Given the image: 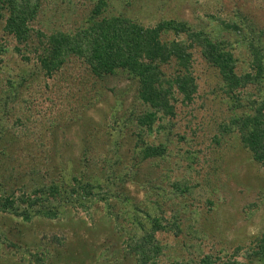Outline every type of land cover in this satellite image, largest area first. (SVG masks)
I'll return each mask as SVG.
<instances>
[{
  "label": "trees",
  "instance_id": "trees-1",
  "mask_svg": "<svg viewBox=\"0 0 264 264\" xmlns=\"http://www.w3.org/2000/svg\"><path fill=\"white\" fill-rule=\"evenodd\" d=\"M48 2L0 0V15L6 18L2 26L4 34L16 40L17 52L25 62L35 61L29 63L34 69L9 75L2 73L4 69L0 65V83L6 80L0 90V211L26 220L34 216L54 219L68 208L73 213L81 209L92 214L90 208L102 199L106 200L108 210L113 206L112 200L129 205L130 199L123 197L128 193L126 182L135 180L143 186L152 182L147 174L142 181L143 177L138 176L139 166L148 158H168L170 144L165 140L156 141L157 136L161 134L169 139L167 134L173 132L184 105L195 99L203 75L218 78V86L214 84L216 88L211 92L220 94L221 91V97L230 104L228 121L221 122L228 125L221 129L233 131L252 158L264 165V25L253 10L232 3L231 9L225 12L218 0V9L223 14L213 26L188 23L175 16L163 18L155 25H145L126 15L108 13V0H98L91 14L79 23L54 26L49 20L48 25L44 18ZM7 51L0 44V64L5 63ZM198 57L205 66L201 75L195 69ZM71 59L81 60L90 78L102 80L109 75L126 74L137 85L134 97L140 101L141 108L135 102L126 105L125 100L110 105L98 127L95 126L96 131L102 127L107 138L100 160L90 147L91 151L87 149L78 163L60 165L37 155L40 147H44L40 143L33 150L37 156L17 164L8 155V149L14 129L27 122L23 115L14 113L20 91L30 90V76L37 72V67L44 76L53 77ZM93 83L92 90L86 85L77 95L84 100L74 103L77 110H70L71 115L78 116L72 119L85 118L89 107L105 98L103 90ZM48 127L56 130L57 125L52 123ZM154 132L157 139L151 141ZM178 134L179 138L184 136ZM221 134L222 131L215 132L213 140L221 142ZM4 136L5 144L1 142ZM204 155L202 158H207ZM191 158L194 167L189 173L178 171L182 168L178 161L164 172V181L170 188L161 182L150 184L176 199L170 213L162 214V208L158 215L149 213L148 228L139 217L141 207H133L136 214L133 223L142 233L133 234L127 240V247L136 264L162 263L164 249L169 244L163 243L157 232L182 235V248L190 250L191 247L200 252L194 258L183 255L169 264H264V225L248 236L245 243L235 244L219 238L220 226L213 218L217 212L213 197L206 204L212 220L207 217L205 221L211 223L195 225L192 221L191 197L208 175L202 172L201 166L195 167L201 163L200 153ZM96 161L100 163L94 164ZM90 167H99L100 172L87 174L84 170ZM259 201L264 204V193ZM246 207L242 212L250 217L255 209L251 204ZM202 224L203 227L198 226Z\"/></svg>",
  "mask_w": 264,
  "mask_h": 264
},
{
  "label": "rangeland",
  "instance_id": "rangeland-1",
  "mask_svg": "<svg viewBox=\"0 0 264 264\" xmlns=\"http://www.w3.org/2000/svg\"><path fill=\"white\" fill-rule=\"evenodd\" d=\"M97 1L49 0L45 6V21L47 24L48 20L52 21L54 26L64 22L67 25L79 23L91 14ZM221 3L225 12L231 9L232 3L248 7L264 25V0H221ZM108 4V13L126 15L145 25H155L163 18L175 16L188 23L213 26L223 14L218 9V0H108ZM5 19V16L0 15V44L8 50L5 63L0 64L4 69L2 73L17 74L34 69L29 63L35 61L25 62L17 52L16 40L4 34L2 26ZM223 32L235 36L229 30ZM86 69V65L79 59L66 62L53 77L44 76L38 67L35 69L37 72L30 76V90L20 91L14 107V113L27 119L26 125L14 129L15 134L10 136L8 155L17 160V164L27 161L33 155H41L60 165H70L78 163L87 149L91 151L90 147L100 160L106 150L104 144L107 138L104 129L101 127L96 131L95 126L98 127V122H101L110 105L125 100L123 103L126 105L135 102L140 107V101L134 97L137 85L126 74L109 75L100 80L90 78ZM195 69L200 75L205 69L200 57L196 60ZM93 81L97 88L103 90L105 98L92 104L85 118L72 119L78 116L77 113L71 115L70 110H77L74 103L84 100L77 95L86 85L92 90ZM218 81L215 75H203L199 80L195 99L189 104H182L184 107L177 125L173 132L167 134L169 139L161 134L157 136L156 141L165 140L170 144V155L168 158H148L139 166L138 176L143 177V181L147 174L148 179L152 180V186L155 182H161L163 186L170 188L163 175L167 168L175 166L178 161L182 166L178 171L189 173L194 167L192 155L200 153L201 163L195 167L201 166L200 169H204L202 172L207 173L208 183L206 180L202 186L195 188L189 216H192L195 225L210 224L211 222L205 221L207 217L212 220L206 204L207 199L213 197L217 205L216 216L213 215V218L220 226L219 238L235 244L245 243L248 236L264 225V204L259 201L264 193V165L252 158L233 131L225 127L226 130L221 129V126L228 125H221V122L228 121L230 104L221 97V91L220 94L215 93L219 97L211 92L212 88H216L215 85L218 86ZM5 83L6 80L2 79L0 90ZM52 123L57 125L56 130L48 127ZM32 130L34 132L30 133ZM221 131L222 139L217 143L213 140V134ZM86 133L89 135H85ZM178 133L184 135V138H179ZM156 135L154 132L149 140L157 139ZM5 138L6 136L1 140L3 144ZM40 143H44V147L41 146L36 155L34 151L39 148ZM202 155L207 158L203 159ZM97 163L100 162L96 161L94 164ZM99 167L86 168L84 171L87 174L98 173ZM151 183L143 186L135 180H128V193L123 197L130 199L129 205L112 200L110 205L113 206L108 210L105 208L106 200L102 199L94 208H90L92 214L81 209L73 213L68 208L54 219L34 216L26 220L17 214L0 211V264H136L127 247V240L133 234L142 233L133 223L132 219L136 217L133 207L144 209L139 210L138 214L149 228V213L158 215L161 208L162 214H165L164 211L170 213L176 202L173 196L167 195L166 190L154 189ZM248 204L255 209L250 217L242 212L243 208L248 209ZM127 208L129 212H126ZM156 234L163 243L169 244L164 249L161 264H169L183 255L194 258L196 253H200L191 247L190 250L182 248V235L177 237L173 232Z\"/></svg>",
  "mask_w": 264,
  "mask_h": 264
}]
</instances>
